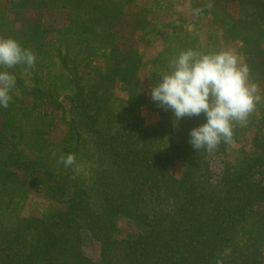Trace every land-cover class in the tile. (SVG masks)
Returning a JSON list of instances; mask_svg holds the SVG:
<instances>
[{
    "label": "rangeland",
    "instance_id": "374dc122",
    "mask_svg": "<svg viewBox=\"0 0 264 264\" xmlns=\"http://www.w3.org/2000/svg\"><path fill=\"white\" fill-rule=\"evenodd\" d=\"M0 37L25 43L36 58L6 69L16 86L0 108V264H107L105 244L146 231L154 243L180 241L172 215L147 226L113 153L154 158L137 171L160 187L177 181L182 198L225 166L264 160V0H0ZM188 49L233 52L261 97L232 141L200 159L178 149L188 150L180 124L190 117L175 121L149 95ZM68 154L71 167L60 162ZM165 196L177 204L178 193ZM222 234L211 264H264V203ZM113 248L109 263L129 264ZM157 258L176 261L167 250Z\"/></svg>",
    "mask_w": 264,
    "mask_h": 264
},
{
    "label": "trees",
    "instance_id": "16d2710c",
    "mask_svg": "<svg viewBox=\"0 0 264 264\" xmlns=\"http://www.w3.org/2000/svg\"><path fill=\"white\" fill-rule=\"evenodd\" d=\"M56 41H52L50 46L54 47ZM20 45L22 47L26 46L25 43H21ZM186 120L180 125L182 126L185 145L188 150L185 149L184 143L183 146L179 145L178 149H180L179 151H188L189 153L199 155L200 159L207 150H193L188 142L189 131L191 128L203 123L205 118L195 119L193 116ZM234 129L237 130V127L233 126L232 138H234V134L236 133ZM114 146H118V144ZM113 154L120 164L119 167L123 173L125 171L129 174L127 176L128 181L125 184L126 186L129 184L130 193L135 196L138 211L144 212L147 226L158 227L159 224H163L165 217L172 215L171 220L174 221V224L171 225V228H175L173 235L179 238L180 241L170 237H166L165 239L164 237L163 242L160 239V243H154L150 238L151 232L149 231L132 239L113 241L110 245L105 244L101 253L102 260L104 259L107 264H110L108 257L113 256L107 250L108 246L114 247V255L116 250L122 256L125 255L129 264H162L160 258H157V252L164 250L173 252V255H175L174 259L176 260L174 261L175 264H181L183 260L185 261L182 264H211L214 260L213 256L215 252L224 245L222 234L224 224L230 220L243 219L251 207L264 203V167H262L264 160L261 156L254 157L249 161L246 160V162L244 158L242 163L237 166H225L221 174L215 176L213 183L209 184L210 178L207 177L206 183L199 188L196 195L192 198L186 196L182 198V192L178 190V185H174L177 181L173 179L167 180L163 187H160L146 182L145 176H148L147 173L143 174V172L137 171L136 167L154 158H136L131 150H128L125 154ZM158 157L160 156H156V158ZM153 161L162 162L163 159L161 161ZM94 188L96 186H92V189ZM126 191L128 189H125L123 192ZM171 191L178 193V201L174 206L171 201L166 199L167 196H165ZM147 194L151 195L148 199L145 198ZM127 196L126 194L124 199ZM123 203L125 202L123 201ZM195 208H197V212L193 213L192 211ZM148 213L150 214L149 216ZM96 221L98 222L99 219L97 218ZM99 224L104 225L100 221ZM110 228L111 226L109 225V230ZM119 252L117 254H120ZM181 253H187L190 257L188 258L187 255L180 256Z\"/></svg>",
    "mask_w": 264,
    "mask_h": 264
},
{
    "label": "clouds",
    "instance_id": "9594fccd",
    "mask_svg": "<svg viewBox=\"0 0 264 264\" xmlns=\"http://www.w3.org/2000/svg\"><path fill=\"white\" fill-rule=\"evenodd\" d=\"M34 53L15 39L0 37V108L12 101L16 77L6 69L18 65L31 67ZM248 80V68L231 51L200 53L181 51L169 62V70L149 86L151 100L170 110L179 121L184 117L204 115V122L191 128L189 144L194 151H213L221 142L230 143L233 126L244 125L261 99ZM65 167L75 164V157H61Z\"/></svg>",
    "mask_w": 264,
    "mask_h": 264
}]
</instances>
